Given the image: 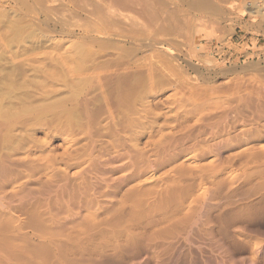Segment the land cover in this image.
Returning <instances> with one entry per match:
<instances>
[{
	"label": "rangeland",
	"instance_id": "rangeland-1",
	"mask_svg": "<svg viewBox=\"0 0 264 264\" xmlns=\"http://www.w3.org/2000/svg\"><path fill=\"white\" fill-rule=\"evenodd\" d=\"M0 264H264V0H0Z\"/></svg>",
	"mask_w": 264,
	"mask_h": 264
},
{
	"label": "crops",
	"instance_id": "crops-1",
	"mask_svg": "<svg viewBox=\"0 0 264 264\" xmlns=\"http://www.w3.org/2000/svg\"><path fill=\"white\" fill-rule=\"evenodd\" d=\"M217 48H218V47H217V43H214L213 46H212V50H213V51H216Z\"/></svg>",
	"mask_w": 264,
	"mask_h": 264
},
{
	"label": "bare ground",
	"instance_id": "bare-ground-1",
	"mask_svg": "<svg viewBox=\"0 0 264 264\" xmlns=\"http://www.w3.org/2000/svg\"><path fill=\"white\" fill-rule=\"evenodd\" d=\"M119 1V0H118ZM108 4V3H107Z\"/></svg>",
	"mask_w": 264,
	"mask_h": 264
}]
</instances>
